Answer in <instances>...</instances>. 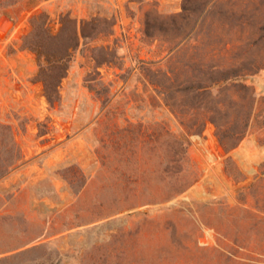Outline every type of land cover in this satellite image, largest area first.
I'll return each mask as SVG.
<instances>
[{"label":"rangeland","instance_id":"1","mask_svg":"<svg viewBox=\"0 0 264 264\" xmlns=\"http://www.w3.org/2000/svg\"><path fill=\"white\" fill-rule=\"evenodd\" d=\"M42 6L51 18L68 10L78 19L113 16L115 24L112 35L74 53L52 108L33 82L34 56L20 47L30 11L9 10L12 19L0 11V122L11 125L22 155L20 165L0 180V264H105L108 244L127 234L134 240L128 256L148 263L264 264V223L262 235L252 230L247 250L230 243L220 247L215 231L190 212L210 201L233 207L245 199L264 217V0H50ZM177 26L188 43L198 41L180 56L196 59L203 79L236 75L252 88L247 134L225 152L207 123L201 134L188 138L187 153L199 172L192 186L166 203L113 214L115 201L128 193L110 184L137 174H110L95 150L110 160L112 138L125 145L140 134L146 153L159 154L166 167L165 131L178 132V126L134 71L138 59L166 56V44L144 31ZM99 46L115 49L114 64L94 68L89 50ZM161 65L168 67L166 58ZM93 71L99 73V92L107 91L105 103L84 84L88 73L95 77ZM112 117L120 129L130 123V131L106 133ZM138 128L143 133H136ZM153 163L144 167L146 174Z\"/></svg>","mask_w":264,"mask_h":264},{"label":"trees","instance_id":"2","mask_svg":"<svg viewBox=\"0 0 264 264\" xmlns=\"http://www.w3.org/2000/svg\"><path fill=\"white\" fill-rule=\"evenodd\" d=\"M47 1L50 0H0V11L10 19L12 17L8 14L9 10H13L16 15L30 11L29 31L19 37L20 47L34 56L36 72L33 82L41 85L47 104L53 108L60 101L59 86L74 53L80 47H86L101 37L112 35L115 19L113 16L98 13L78 19L68 10H60L55 18H51L42 6ZM179 30L180 27L177 26L174 29L158 27L152 34L144 31L146 36L166 44L164 58L166 63L168 62V67L161 65L164 58L157 61L138 59V66L134 71V75L141 78L143 84L151 86L156 99L168 109L177 123L178 132L169 127L165 131L168 133L166 167L161 168L163 159L159 154L146 153L143 148L145 142L140 134L125 144L130 146L126 151L122 149L125 145L112 138L109 143L115 157L110 160H106L99 149L95 150L102 168L108 170L110 174L124 177L128 170L137 174L134 179L126 178L110 184L111 187L128 193V196L115 201L117 207L113 214L141 206L166 203L192 186L199 178V172L187 153L188 138L201 134L207 123L214 127V135L225 152L235 148L247 134L255 102L252 88L238 80L236 75L209 81L203 79L196 59L186 60L180 56L184 48L198 47V41L188 43L186 36L179 33ZM89 51L92 53L94 68L103 64H114V48L99 46L92 47ZM95 51L100 55H95L93 53ZM118 68L121 69V66ZM130 70L126 72L129 73ZM92 73H95V77L88 73L84 84L90 92L96 94L101 103H105L108 98L102 94H107V91L102 94L99 92L101 88L99 73L96 71ZM127 125L126 128H118L112 117L106 125L105 132H129L132 125L130 123ZM156 125L162 131L161 126ZM140 126L139 124L138 127ZM138 129L136 133H143L141 128ZM21 160V151L15 141L11 125L0 122V180L14 171ZM151 160L154 163L151 165L150 173L146 174L144 167ZM226 173L230 174L227 169ZM200 206L190 212L197 215L202 225L215 231L220 247L230 243L233 247L247 250L246 244L251 238L252 230L258 228L260 231L258 234L262 235L259 227L263 225L264 217L253 213L245 199L233 207L221 201H210ZM133 213L136 211L129 214ZM133 246L134 240L130 234L116 238L108 244L105 253L102 254L104 263L153 264L142 258H130L128 252ZM221 256L227 257L224 254ZM230 256L236 255L231 253Z\"/></svg>","mask_w":264,"mask_h":264}]
</instances>
